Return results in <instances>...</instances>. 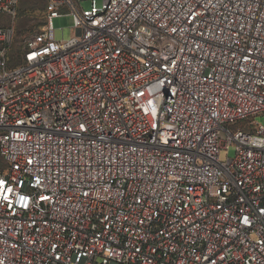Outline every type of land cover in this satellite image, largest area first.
I'll list each match as a JSON object with an SVG mask.
<instances>
[{
    "label": "built area",
    "instance_id": "built-area-1",
    "mask_svg": "<svg viewBox=\"0 0 264 264\" xmlns=\"http://www.w3.org/2000/svg\"><path fill=\"white\" fill-rule=\"evenodd\" d=\"M46 10L0 25V264H264V0Z\"/></svg>",
    "mask_w": 264,
    "mask_h": 264
},
{
    "label": "rangeland",
    "instance_id": "rangeland-1",
    "mask_svg": "<svg viewBox=\"0 0 264 264\" xmlns=\"http://www.w3.org/2000/svg\"><path fill=\"white\" fill-rule=\"evenodd\" d=\"M49 0H20L17 15L14 20L4 19L0 25L14 26L17 34V51L21 49L26 38L45 30L47 27V3ZM80 3L84 10H90L93 7V0H75ZM97 7H102L103 0H96ZM53 26L58 40H68L74 35L75 21L74 17L65 12L64 16L55 18ZM255 122L264 126V116L255 117ZM236 155L235 146L229 149L220 150V160L225 162L227 159H234ZM0 171H5V163L0 157Z\"/></svg>",
    "mask_w": 264,
    "mask_h": 264
},
{
    "label": "trees",
    "instance_id": "trees-1",
    "mask_svg": "<svg viewBox=\"0 0 264 264\" xmlns=\"http://www.w3.org/2000/svg\"><path fill=\"white\" fill-rule=\"evenodd\" d=\"M48 4V3H47ZM20 5V4H19ZM47 9V8H46ZM47 11V10H46ZM41 31V30H40ZM1 157V156H0Z\"/></svg>",
    "mask_w": 264,
    "mask_h": 264
}]
</instances>
